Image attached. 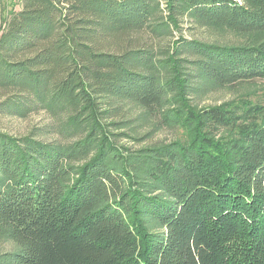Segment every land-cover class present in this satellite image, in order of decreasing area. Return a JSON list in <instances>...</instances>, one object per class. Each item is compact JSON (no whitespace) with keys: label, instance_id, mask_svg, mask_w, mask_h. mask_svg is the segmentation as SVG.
<instances>
[{"label":"trees","instance_id":"1","mask_svg":"<svg viewBox=\"0 0 264 264\" xmlns=\"http://www.w3.org/2000/svg\"><path fill=\"white\" fill-rule=\"evenodd\" d=\"M184 21L249 40L157 48ZM262 80L264 0H21L0 26V112H44L65 140L0 132L17 248L0 264H264V108L188 99ZM126 104L183 140L123 154L108 129Z\"/></svg>","mask_w":264,"mask_h":264},{"label":"rangeland","instance_id":"2","mask_svg":"<svg viewBox=\"0 0 264 264\" xmlns=\"http://www.w3.org/2000/svg\"><path fill=\"white\" fill-rule=\"evenodd\" d=\"M20 8L21 0H0V26L10 10L19 11ZM178 28L172 32L171 36L156 42L157 48L168 53L173 49L174 42H178L180 38L223 46L245 44L249 40L246 36L240 37L227 31L199 27L187 21L180 23ZM188 99L195 110L216 107L232 108L242 106L243 103L248 106L264 108V80L224 88L207 84ZM173 108L171 107L170 110ZM123 115V119L110 121L115 122V127L108 129L111 133L108 138L123 154L167 145L184 138V130L168 124V121L160 113L152 115L135 105L126 104ZM52 124V119L44 112L31 113L26 118L0 112V132L9 136L32 135L45 141L50 139L65 140L51 133L50 126ZM222 135L224 134L222 133ZM82 163L84 161L80 162V164ZM16 249L14 244L0 237V256Z\"/></svg>","mask_w":264,"mask_h":264}]
</instances>
